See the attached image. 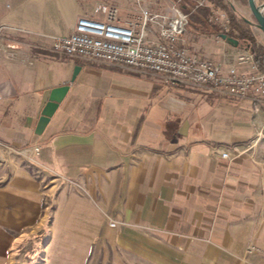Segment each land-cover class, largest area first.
Here are the masks:
<instances>
[{
  "label": "crops",
  "instance_id": "crops-1",
  "mask_svg": "<svg viewBox=\"0 0 264 264\" xmlns=\"http://www.w3.org/2000/svg\"><path fill=\"white\" fill-rule=\"evenodd\" d=\"M98 3L115 5L123 21L151 2L0 0V264H16L29 241L38 246L33 264H106L109 255L130 264L131 254L147 264L152 230L163 237L156 253L183 256L164 264H264V149L252 143L264 105L50 51L79 17L102 19L92 14ZM206 19L197 10L178 44L234 64L245 43L217 41ZM66 84L35 135L51 90ZM45 177L63 186L52 214ZM113 220L131 226L120 232ZM131 233L138 246L123 242ZM250 243L256 250L244 262Z\"/></svg>",
  "mask_w": 264,
  "mask_h": 264
},
{
  "label": "built area",
  "instance_id": "built-area-1",
  "mask_svg": "<svg viewBox=\"0 0 264 264\" xmlns=\"http://www.w3.org/2000/svg\"><path fill=\"white\" fill-rule=\"evenodd\" d=\"M170 1L171 6L163 13L140 7L138 13L123 21L115 5L98 3L92 14L103 18L79 17L69 35L51 40L50 51L68 58L148 72L170 86H210L227 98H250L254 105H264V73L255 65L251 52L239 53L234 64L224 67L178 44L189 17L197 10L208 8L219 15L215 19L222 22L223 32L228 31L227 15L215 12L212 3V7L208 5L212 0ZM189 2H193L191 8H187ZM151 35L156 36V42L149 38ZM215 38L223 41L220 35ZM34 151L38 154L39 149ZM221 157L227 158L228 153ZM254 251L252 246L247 249L249 254Z\"/></svg>",
  "mask_w": 264,
  "mask_h": 264
},
{
  "label": "rangeland",
  "instance_id": "rangeland-1",
  "mask_svg": "<svg viewBox=\"0 0 264 264\" xmlns=\"http://www.w3.org/2000/svg\"><path fill=\"white\" fill-rule=\"evenodd\" d=\"M146 1L148 2V0H146ZM149 2H151L150 5H149V8L151 7V9L154 8V6L157 4V7L160 8L158 13L165 12V10L168 7H170L171 4H172L170 0L169 1L149 0ZM230 2L235 6V8L238 11V14L240 16H242V17L254 22V19H253V17L250 14V11H249V8H248V5H247V0H230ZM211 3H212V1L208 2V5L212 7L213 3H212V5H211ZM223 3L229 8L230 11H232L227 0H223ZM256 3H257V5H262L264 3V0H256ZM186 5H187V8H191L193 6V2H189ZM141 7H143V6H141ZM187 8H185V9H187ZM213 8H214L215 12H217V13L219 11V12H224L226 14V11L217 9L214 6H213ZM232 13H233V11H232ZM192 16H193V14L189 17L188 25L191 24ZM217 16H219V15L212 14L211 12H209L206 20H207V23H209V24H211L213 26H216L221 31L222 22L220 21V19H217V20L215 19V17H217ZM235 17H236L237 20L242 21L236 15H235ZM249 28L251 29L252 34L255 37L256 42L259 45H263L264 46V36H263V34L260 31L255 30V29H253L251 27H249ZM242 46L245 47L246 45L242 44ZM257 129H256L257 131L255 133V136L253 138L252 143H254L258 147H260V149L261 148L264 149V124L260 125ZM5 157H6V159H7V157H10L9 153L2 152V154H1L2 162L5 161ZM26 169H28L30 174H32V176H34L35 178H40L41 177V174L37 173V170L35 168L27 167ZM45 184L47 186V190L49 191V194L45 195L44 207H48V209H46V212H48V214H52L53 211H54V208H55L54 207V202H55L56 198L58 197V195L62 192V187L63 186H62V183H60V182L56 183V180L51 178V177H45ZM70 188H72V190H70L71 192L75 191L74 190L75 189V185L74 184H72L70 186ZM76 192L77 193H82L80 191H75V193ZM108 226L111 229H120L119 231L121 232L122 228L131 226V224L118 223V222H115L113 220V221L108 222ZM131 235H135L136 239L131 236L129 239H125L123 242L127 246L128 245H130L131 247L138 246L137 233L136 234H132L131 233ZM147 235H148V253L146 255L147 264H164L166 262L165 259H167L169 261L171 258L172 259H175V258L179 259V258L183 257L181 255H165L164 256L162 254L156 253V251H155L156 250L155 249L156 248V244H158V243L160 244L163 241V237L161 236L160 232H158L156 230L148 231ZM116 242H117V239H116ZM249 246H252L253 248H255L252 243L247 245V247L245 249V254H244L243 258H242L243 259L242 261H244V262L246 261L247 257L252 254V253L249 254L247 252V249H248ZM36 247L38 249V246L34 245L32 241H29V243H24L23 245H21V247L19 248V250L17 251V253L15 255L16 259H17L16 264H33L34 262H36V260L38 258L37 255L33 256L31 254V252L34 251V249ZM116 250L119 253V255H116V257L120 256L121 258H123L122 254H120V251H119V248H118L117 245H116ZM103 258H104L103 255L100 256V259H99L98 262L99 263L102 262ZM129 259H130V261L128 263H130V264H139V258H138L137 254H131ZM124 262L126 263L127 261L124 260ZM106 264H113L112 255H109L108 259L106 260Z\"/></svg>",
  "mask_w": 264,
  "mask_h": 264
},
{
  "label": "water",
  "instance_id": "water-1",
  "mask_svg": "<svg viewBox=\"0 0 264 264\" xmlns=\"http://www.w3.org/2000/svg\"><path fill=\"white\" fill-rule=\"evenodd\" d=\"M229 3V6L233 13L240 18L244 23H246L249 27L260 31L264 36V3L262 5H257L256 0H247V5L250 11L251 16L254 19V22L240 16L238 14V11L236 10L235 6L230 2V0H227ZM221 39L226 42L227 44L237 47L239 46V43L237 40H234L233 38H230L226 35H221ZM245 51L251 52L249 49V45H246L244 48ZM78 69V67H77ZM77 73V70H74L73 76L71 81L74 80V77ZM69 86L62 85L60 87L54 88L51 90L49 98L47 103L44 105L40 117L37 120L36 127L34 130V134L37 136H40L46 125L48 124L50 118L53 116L54 112L56 111L58 105L62 102L64 99L66 93L68 92Z\"/></svg>",
  "mask_w": 264,
  "mask_h": 264
},
{
  "label": "trees",
  "instance_id": "trees-1",
  "mask_svg": "<svg viewBox=\"0 0 264 264\" xmlns=\"http://www.w3.org/2000/svg\"><path fill=\"white\" fill-rule=\"evenodd\" d=\"M212 3L215 8L226 11V15L228 18V31H220L216 26H214L217 28L215 29L214 27H212V29L216 33L215 35H226L230 38H233L234 40H237L238 42H244L246 45H249V49L253 54L255 65L257 66L259 71L264 73V46L259 45L256 42L249 26L244 22L237 20L232 11H230L229 8L223 3V0H212ZM199 10L206 12V16H208L210 12L208 8H201ZM206 25L210 26V24L207 23V20Z\"/></svg>",
  "mask_w": 264,
  "mask_h": 264
}]
</instances>
